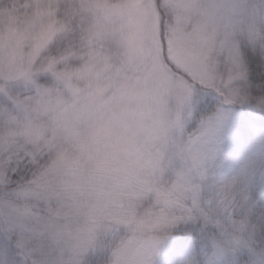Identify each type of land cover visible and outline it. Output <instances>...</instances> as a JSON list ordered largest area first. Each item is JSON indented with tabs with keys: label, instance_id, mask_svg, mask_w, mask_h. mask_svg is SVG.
<instances>
[{
	"label": "snow or ice",
	"instance_id": "6c2138e0",
	"mask_svg": "<svg viewBox=\"0 0 264 264\" xmlns=\"http://www.w3.org/2000/svg\"><path fill=\"white\" fill-rule=\"evenodd\" d=\"M0 264H264V0H0Z\"/></svg>",
	"mask_w": 264,
	"mask_h": 264
}]
</instances>
